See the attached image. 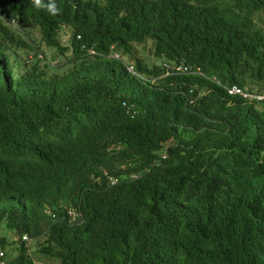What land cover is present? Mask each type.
I'll return each mask as SVG.
<instances>
[{
  "label": "trees",
  "instance_id": "1",
  "mask_svg": "<svg viewBox=\"0 0 264 264\" xmlns=\"http://www.w3.org/2000/svg\"><path fill=\"white\" fill-rule=\"evenodd\" d=\"M55 2L0 0L9 264H33L23 235L47 264H264V103L226 94L264 90V0Z\"/></svg>",
  "mask_w": 264,
  "mask_h": 264
},
{
  "label": "rangeland",
  "instance_id": "2",
  "mask_svg": "<svg viewBox=\"0 0 264 264\" xmlns=\"http://www.w3.org/2000/svg\"><path fill=\"white\" fill-rule=\"evenodd\" d=\"M20 35H22L24 37V39L26 40H33L34 42H39L40 36L39 33L36 29H26L24 32H22ZM70 36V32L67 30H64L62 32H60V36L59 39L61 41V43L68 45V38ZM39 47L38 49L40 50V52L49 60L51 59V56L54 54L53 51L49 48L46 47V45H44L43 43L41 44L40 42L38 43ZM153 50L151 49V43L150 42H145L143 44H132V54L135 56V58H138L140 60H142L144 63H146L147 65H161L163 63V61L161 60H155L154 57L152 56ZM123 62H125L126 64H132V60L129 58V56L127 55H123L120 58ZM52 60H57V64H61V58H55ZM56 62V61H55ZM34 244L33 242L30 244L29 250H28V255L30 256V258L33 261V264H47L48 261L46 260V258L39 256L37 254H35V252L33 251L34 249ZM6 254L8 255L9 252L7 250ZM53 264V262H51ZM57 263V262H56Z\"/></svg>",
  "mask_w": 264,
  "mask_h": 264
},
{
  "label": "built area",
  "instance_id": "3",
  "mask_svg": "<svg viewBox=\"0 0 264 264\" xmlns=\"http://www.w3.org/2000/svg\"><path fill=\"white\" fill-rule=\"evenodd\" d=\"M171 72L177 73L178 75L189 73L188 69L182 64L171 68ZM226 93L228 96H240L242 99H246L248 101L264 100V95H262L261 93H257V92L249 93L236 86H231L229 88H226ZM192 102L193 100L190 99L189 103L191 104ZM66 214L69 223L77 222L81 219V216L78 213H76L73 209H67ZM31 241H32L31 238H29L27 235H23L20 239L18 246L29 248ZM10 261L11 258L7 257L5 251L0 249V264H9Z\"/></svg>",
  "mask_w": 264,
  "mask_h": 264
},
{
  "label": "clouds",
  "instance_id": "4",
  "mask_svg": "<svg viewBox=\"0 0 264 264\" xmlns=\"http://www.w3.org/2000/svg\"><path fill=\"white\" fill-rule=\"evenodd\" d=\"M32 4H33V6L36 9H38V10H46L50 15H53V16L59 14L60 11H61V9L57 6L55 0H32ZM77 38H79V36ZM89 53L93 54L94 52L92 50H89ZM112 57L121 60L120 59L121 57L118 54H116V53H113ZM180 64L185 66L183 63H180ZM180 64H175V63H172L171 65H169L167 63L164 64V67L165 68L167 67V70L165 71V75H178L177 73L171 72V68L176 67V66H178ZM125 66H126L127 72L131 73L132 75H137V74L134 73L133 64H126L125 63ZM185 67L188 69V72H189V68L187 66H185ZM181 75H185V74H181ZM212 80H215V78H212ZM255 91L257 93H261L262 95H264V90H255ZM256 102L264 103V100L263 101H256ZM67 209H73V208L67 207L66 211H67Z\"/></svg>",
  "mask_w": 264,
  "mask_h": 264
}]
</instances>
